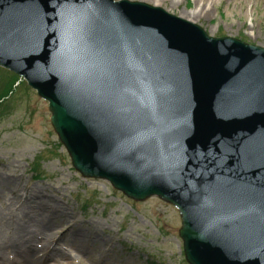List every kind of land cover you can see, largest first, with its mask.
Here are the masks:
<instances>
[{"label":"water","instance_id":"95a60500","mask_svg":"<svg viewBox=\"0 0 264 264\" xmlns=\"http://www.w3.org/2000/svg\"><path fill=\"white\" fill-rule=\"evenodd\" d=\"M0 66L74 167L183 218L189 264H264V50L113 0H0Z\"/></svg>","mask_w":264,"mask_h":264},{"label":"rangeland","instance_id":"374dc122","mask_svg":"<svg viewBox=\"0 0 264 264\" xmlns=\"http://www.w3.org/2000/svg\"><path fill=\"white\" fill-rule=\"evenodd\" d=\"M207 1L210 15L192 18ZM141 3L157 4L173 16L189 18L209 37L231 38L264 50V0ZM0 99L1 213L21 214L35 228L42 222L51 223V238L59 241V249L73 264H187L180 237L182 217L175 206L159 197L135 201L101 178L79 175L51 124L48 102L22 77L2 67ZM1 166L10 170H1ZM7 177L13 179L8 189L3 185ZM24 189L34 199L28 205L17 200ZM56 203L78 222L75 230L68 229L72 219L54 214ZM1 222L0 238L8 239L12 236L8 220ZM89 223L100 226L98 236L87 228Z\"/></svg>","mask_w":264,"mask_h":264},{"label":"bare ground","instance_id":"6f19581e","mask_svg":"<svg viewBox=\"0 0 264 264\" xmlns=\"http://www.w3.org/2000/svg\"><path fill=\"white\" fill-rule=\"evenodd\" d=\"M140 1L143 2L145 0H140ZM156 1L157 3H160V4L171 2V0H156ZM174 5L177 6L176 3ZM155 6H160V5L155 4ZM210 8H211V5L209 4V1H207L206 4L204 3V5L200 9H197L194 13H192L191 17L194 18L195 20L205 18L206 16L210 15L211 13ZM182 18L186 19V17H183V16ZM186 20L193 23V21L189 18H187ZM4 169L10 170V167L8 166L6 168V167L1 166V170H4ZM3 185L7 187L8 189L9 187L13 185V179L10 177H7L6 179H4ZM12 190H15V189H12ZM25 190L26 189H24L22 192H24ZM17 200H19L20 202L22 201L25 205H28V203L31 200L34 201V199L29 195L28 190L25 191L24 195L20 196V198ZM40 201L42 202V205H43L44 199H41ZM54 206H56L55 207L56 209H54V212H55L54 214H56V216L58 217L61 216L66 219H70V220L72 219L73 224L69 225L68 229L70 231L75 230L76 226L79 225L78 222L73 221L74 218L69 216L66 213V211L62 209L58 203L54 204ZM0 218L5 219L4 213H0ZM8 226L10 227L12 231L15 232L14 236L16 235L17 238L12 240L14 238V236H12L11 238H8V239H2V238L0 239V259H2V261H0V264L1 263L2 264H16L15 262H12L11 258L9 260L5 259L6 251L7 253L8 252L16 253V255L19 258H21L22 264L23 263L48 264V262L50 261H53L54 264H73L71 258L51 248L53 245H55L52 242V239L48 237L49 236L48 232L52 230L51 223H47V222H45V224L42 223L40 225V228H38L37 230H33L29 223L13 217L11 219V222L9 221ZM87 228H89V230H93V233H95L98 236L97 230L99 231V228H100L99 225L95 227L93 224L89 223L87 224ZM70 231H68V233ZM81 234L83 236V231H81ZM110 250H113V247H111Z\"/></svg>","mask_w":264,"mask_h":264},{"label":"trees","instance_id":"16d2710c","mask_svg":"<svg viewBox=\"0 0 264 264\" xmlns=\"http://www.w3.org/2000/svg\"><path fill=\"white\" fill-rule=\"evenodd\" d=\"M0 100H2V99H0Z\"/></svg>","mask_w":264,"mask_h":264}]
</instances>
